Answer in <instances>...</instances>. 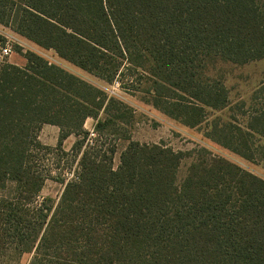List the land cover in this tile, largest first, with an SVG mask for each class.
I'll return each instance as SVG.
<instances>
[{
	"label": "trees",
	"instance_id": "16d2710c",
	"mask_svg": "<svg viewBox=\"0 0 264 264\" xmlns=\"http://www.w3.org/2000/svg\"><path fill=\"white\" fill-rule=\"evenodd\" d=\"M0 25L264 168V83L244 118L222 123L211 117L229 94L208 72L264 60V0H0ZM24 58L0 62V264H264V179L206 149L180 178L185 154L128 135L115 168L129 106ZM128 72L138 78L125 84ZM45 125L60 130L55 150L39 140ZM53 151L76 153L77 168L57 178V202H40L50 175L39 157Z\"/></svg>",
	"mask_w": 264,
	"mask_h": 264
},
{
	"label": "rangeland",
	"instance_id": "374dc122",
	"mask_svg": "<svg viewBox=\"0 0 264 264\" xmlns=\"http://www.w3.org/2000/svg\"><path fill=\"white\" fill-rule=\"evenodd\" d=\"M0 34L5 37V42L0 44V48L10 44L14 49L13 55L6 59H0V62L23 67L27 63L24 54L33 52L83 81L115 96L129 106L133 112L132 122L119 137H113L116 140L114 144L117 149V153L114 156L115 168L120 163L122 151L128 145L127 140H124V136L128 135L131 137V140L135 142L147 145L162 144L175 152L185 154L179 172L180 178H184L186 175L187 169L193 162L197 151L206 149L211 154L223 157L264 179V168L261 165L246 161L208 140L205 137V127L194 129L186 127L179 121L173 120L145 104L141 101V96L138 95L136 89L132 88V86H126V90L131 91L125 92L119 88L118 84L109 85L94 75L60 59L54 51L44 50L1 25ZM208 72L211 77L223 82L228 91L231 103L227 109L214 112L211 120L219 119L222 123H228L232 116L241 117V119L244 118V113L247 112L253 93L264 83V60L246 65H235L217 61L209 68ZM125 74V76L122 75L121 77L125 84L129 79L138 78L133 72ZM243 103L246 104V109H244V111H238L237 108ZM93 128L94 120L90 119L86 122L85 129L91 132ZM59 135L60 131L57 127L45 125L39 134V140L43 145L55 150L58 146ZM76 140L77 138L75 136H71L63 144L61 150L64 153H70ZM77 157L76 153H73L71 157H65L57 151H53L50 154L41 153L39 157L40 163L43 164L42 168L47 171L46 174H49L50 177H48L40 195V202L43 200L58 201L64 185L57 178L59 177L61 180H70L74 174V170L77 168ZM30 258V255L24 256L22 263L27 264Z\"/></svg>",
	"mask_w": 264,
	"mask_h": 264
},
{
	"label": "built area",
	"instance_id": "2783aa9c",
	"mask_svg": "<svg viewBox=\"0 0 264 264\" xmlns=\"http://www.w3.org/2000/svg\"><path fill=\"white\" fill-rule=\"evenodd\" d=\"M13 54H14V49H13V46L10 44H7L3 48H0V59L9 58ZM94 137H95V134H94V131L92 130L90 132V138H94ZM71 178H73V175Z\"/></svg>",
	"mask_w": 264,
	"mask_h": 264
},
{
	"label": "crops",
	"instance_id": "0c3cea01",
	"mask_svg": "<svg viewBox=\"0 0 264 264\" xmlns=\"http://www.w3.org/2000/svg\"><path fill=\"white\" fill-rule=\"evenodd\" d=\"M88 120H90V119H88ZM88 120H87V121H88ZM87 121H86V122H87ZM94 124H95V121H94ZM58 129H59V128H58ZM59 131H60V130H59ZM67 140H68V139H67ZM67 140H66V141H67ZM66 141H65V142H66ZM65 142H64V143H65Z\"/></svg>",
	"mask_w": 264,
	"mask_h": 264
}]
</instances>
